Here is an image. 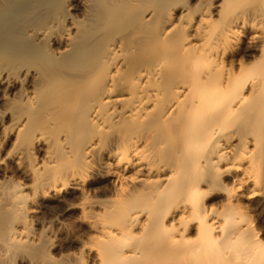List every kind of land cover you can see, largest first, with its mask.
Segmentation results:
<instances>
[{
    "label": "bare ground",
    "instance_id": "6f19581e",
    "mask_svg": "<svg viewBox=\"0 0 264 264\" xmlns=\"http://www.w3.org/2000/svg\"><path fill=\"white\" fill-rule=\"evenodd\" d=\"M0 145V264H264V0H0Z\"/></svg>",
    "mask_w": 264,
    "mask_h": 264
},
{
    "label": "rangeland",
    "instance_id": "374dc122",
    "mask_svg": "<svg viewBox=\"0 0 264 264\" xmlns=\"http://www.w3.org/2000/svg\"><path fill=\"white\" fill-rule=\"evenodd\" d=\"M8 124L9 123H7L6 125H8ZM0 146H1V151H2L0 153V159H1L0 183L4 186H12V185L19 184V185H21L22 188H24L26 190L27 187L31 184L29 178L26 177L24 174H22V172L19 170L17 164L14 162V159L11 158L10 156L6 155L7 154L6 152H8V151L10 152V149H9L10 147L7 146L6 148H3V145H0ZM36 158L39 159L40 155L36 154ZM44 210L45 211H43V213L39 214V216H38L39 217L38 220L40 221V224L38 222H34V225H33L34 229H40L43 227L44 229H47L49 232H53V231L56 232L58 230L59 232H62L63 236L71 234L70 230H72V227H73V222H72L73 220L72 221L70 219L69 220L67 219L66 221L61 220V224H59L58 222L54 221L51 218V214H50L51 210L49 208H45ZM47 211H48V213H46ZM50 222H52V223H50ZM71 224H72V226H70ZM42 225H45V226H42ZM55 225L56 226L59 225L60 228H59V226L57 228ZM61 226L63 227V229L61 228ZM69 228H70V230H69ZM60 229H61V231H60ZM66 230H68V231L66 232Z\"/></svg>",
    "mask_w": 264,
    "mask_h": 264
}]
</instances>
